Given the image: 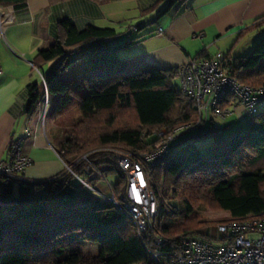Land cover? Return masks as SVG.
I'll return each mask as SVG.
<instances>
[{"label": "trees", "instance_id": "obj_1", "mask_svg": "<svg viewBox=\"0 0 264 264\" xmlns=\"http://www.w3.org/2000/svg\"><path fill=\"white\" fill-rule=\"evenodd\" d=\"M29 1L0 0V5L17 10ZM180 1L168 0L162 14ZM263 27L264 16L241 36ZM117 36L112 28L87 26L79 30L73 21L65 19L57 25L55 43L39 51L35 64L59 62L45 78L49 94L59 102L52 105L49 118L59 119L72 104L80 115L69 121L70 127L55 142L61 159L77 176L85 178L88 163L82 158L87 156L105 176L117 177L111 184L119 197L126 192L127 179L108 149L119 147L135 155L151 153L160 142L158 133L196 123L198 113L193 103L185 106L176 84L180 68H129L119 57V50L133 41L115 46L111 41ZM82 54L84 64L80 67L76 64ZM226 58L229 76L246 86L264 87V38L252 55ZM67 74L69 78L64 80ZM28 90L33 112L38 110L44 91L37 83ZM206 128L175 144L154 170L152 188L158 200L159 221L144 241L134 224L112 204L95 207L79 203V186L67 169L44 181L0 177V208H8L7 214L0 213V264L148 263L147 249L168 251L178 238L197 236L208 224L264 216V107L246 127L215 142L223 151L208 158L197 146L208 136L202 135ZM88 174L85 179L95 186L99 179L92 171ZM168 201H178L180 211L167 213ZM198 209H211L222 217L201 219ZM155 235L168 243L156 245ZM80 242L100 247L93 256L66 255Z\"/></svg>", "mask_w": 264, "mask_h": 264}, {"label": "crops", "instance_id": "obj_2", "mask_svg": "<svg viewBox=\"0 0 264 264\" xmlns=\"http://www.w3.org/2000/svg\"><path fill=\"white\" fill-rule=\"evenodd\" d=\"M167 2L30 0L24 8L17 9L13 24L4 35L0 31V163L7 159L13 140L23 139L24 153L32 159L23 174L27 180H48L66 170L55 147L59 138L57 131L51 121L44 126L41 124L39 108L30 111L28 90L34 83L44 89L41 78L48 76L50 64L37 66L35 59L39 51L55 43L59 22L69 19L79 30L87 26L112 28L118 33L111 41L113 45L133 41L132 45L119 50V57L129 68L155 66L166 70L181 68L197 58H215L219 53L231 58L248 56L250 48H241V45L249 34L241 35L264 16V0H182L163 15ZM160 28L165 32L160 34ZM14 53L24 54L27 61L19 60ZM83 64L82 54L76 65ZM238 112L242 114L243 110L238 108L235 113ZM244 125L242 128L247 124L244 122ZM217 126L216 119L212 118L202 135L217 132L216 142L223 141L225 137ZM27 130L32 136L25 139ZM205 140H196L199 141L197 146L202 156L211 157L210 153H215L217 148L206 146L201 150L199 145ZM108 178L114 179L113 184L117 182L116 176ZM94 185L105 195H111L105 182L99 180ZM78 186L79 203L88 202L95 207L108 203L82 185ZM0 213L7 214L8 208H0ZM90 247L97 252L100 246Z\"/></svg>", "mask_w": 264, "mask_h": 264}, {"label": "built area", "instance_id": "obj_3", "mask_svg": "<svg viewBox=\"0 0 264 264\" xmlns=\"http://www.w3.org/2000/svg\"><path fill=\"white\" fill-rule=\"evenodd\" d=\"M16 12L14 7L8 10L0 9L2 35L13 24ZM164 32L163 28L159 29L160 34ZM14 54L19 60L27 61L24 54ZM226 60V56L219 53L215 58L193 59L181 66V92L185 100L194 104L198 113L196 123L188 124L183 133L196 135L197 128H205L212 118L225 121L238 108L243 110L245 124H249L264 107V87L246 86L229 76L225 68ZM42 82L45 96L39 102L38 108L41 124L44 125L51 101L44 78ZM224 106L226 107L223 108ZM180 131L164 129L158 133L160 142L156 149L148 154L135 155L119 147L108 149L127 179L126 192L119 197L115 196L109 178L94 168L87 156L82 158L88 163L87 174L92 171L96 178L105 182L111 190L110 196L91 186L85 178L77 176L66 164L65 167L79 184H83L84 188L100 200L115 206L119 214L125 215L136 227L139 238L144 241L149 232L158 227V200L152 188V176L171 148L179 143V138L183 135ZM31 136V132L27 130L24 138ZM23 141L19 139L11 143L7 159L0 163V177L27 180L23 174L32 164V159L24 153ZM154 242L159 246L168 243L158 235L154 236ZM147 251L150 261L139 264H264V216H251L244 220L206 227L198 231L197 236L178 238L168 251Z\"/></svg>", "mask_w": 264, "mask_h": 264}, {"label": "rangeland", "instance_id": "obj_4", "mask_svg": "<svg viewBox=\"0 0 264 264\" xmlns=\"http://www.w3.org/2000/svg\"><path fill=\"white\" fill-rule=\"evenodd\" d=\"M0 9H3V10H8L10 9V7L8 6H4V5H0ZM264 38V27L259 29L258 31H255L253 33H250L249 36L246 37V39L244 40L243 44L241 45V48H245V49H249L250 48V51L247 52L248 56L252 55L253 54V51H254V48L256 47V45ZM47 64H50V66H48L47 68H50V69H53L54 67H57L59 62L57 61H52L50 63H47ZM46 65V64H45ZM69 74H67L66 76L63 77L64 80H68V77ZM41 81H43V78H41ZM176 84L178 87H180V80H177L176 81ZM45 92V91H44ZM45 96V93L43 95V97ZM55 96L53 95H50V101H51V105H50V109L52 107L53 104L55 105H58L59 102H55L56 99L54 98ZM184 102H185V106H188L190 104H192L191 102L187 101L184 99ZM49 109V111H50ZM49 114V112H48ZM47 114V118H46V121H45V124H49L50 121H51V125H52V128L54 129V131L56 132L57 131V134H58V137H61L64 132L67 130L68 127H70V123L69 121H72L75 119H79V113L77 111V107L75 104H72L70 107L67 108L66 111H64V113L62 114V116H60L59 119H56V120H53V119H50L49 118V115ZM216 119V122H217V127L220 131L223 132V136L226 138V137H229L234 131H236L238 128H242L244 125V113L242 112V114H239L238 113H234L232 115H230L225 121H222L220 120L219 118H215ZM44 126V125H43ZM186 126L187 125H182V126H179L177 128V130H181L180 133H182L183 135L179 138V142L184 140L186 137H188L190 134H187V133H183V131L186 130ZM199 129V128H197ZM204 130V129H203ZM217 132H212L207 138L206 140L204 141V143H201L199 146L201 148V150L206 147V146H210V148L213 146V145H216L215 142H216V134ZM217 149H216V152H212L210 153L211 157L216 155V154H219L223 151V149H219V145L217 144L216 145ZM208 155L206 158L209 157V154H206ZM171 156V153L169 154L168 158ZM71 168V167H70ZM72 170V169H71ZM74 181L76 182V184H79L78 181L76 179H74ZM111 181H114V179H110V182ZM83 186V184H80ZM18 188L15 189V191H17ZM101 191V190H100ZM107 192V191H106ZM165 205L167 206V213H171L172 212V209L174 211H177L179 212L180 211V204L178 201H168V202H165ZM197 213L199 214V216L201 217V219H205L207 218L208 220H218L220 219L222 216V213H218V212H215V211H212L211 209H198L197 210ZM225 217V216H224ZM160 218V217H159ZM156 221H159L158 218ZM217 225V223H213V224H208V226L206 227H210V226H215ZM205 227V228H206ZM204 229V227H203ZM202 230V229H200ZM199 230V231H200ZM214 234L216 235V230H214ZM90 246L92 247H98L99 245L96 244V243H90V242H80L79 243V246L71 251H68L66 253V255H69L70 253H82L84 255H90V256H93L95 255L97 252L96 250L92 249Z\"/></svg>", "mask_w": 264, "mask_h": 264}, {"label": "bare ground", "instance_id": "obj_5", "mask_svg": "<svg viewBox=\"0 0 264 264\" xmlns=\"http://www.w3.org/2000/svg\"><path fill=\"white\" fill-rule=\"evenodd\" d=\"M45 109H46V110L48 109V105H46ZM47 112H48V111H47ZM47 112H45V113H47Z\"/></svg>", "mask_w": 264, "mask_h": 264}]
</instances>
